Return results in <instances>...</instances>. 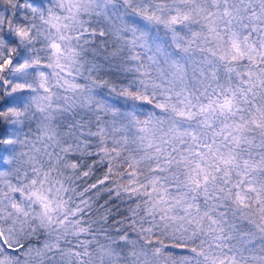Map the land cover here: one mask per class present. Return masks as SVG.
<instances>
[{
    "label": "snow or ice",
    "instance_id": "6c2138e0",
    "mask_svg": "<svg viewBox=\"0 0 264 264\" xmlns=\"http://www.w3.org/2000/svg\"><path fill=\"white\" fill-rule=\"evenodd\" d=\"M52 3L0 0V172ZM75 39L90 100L55 151L93 232L124 264H264V0H96Z\"/></svg>",
    "mask_w": 264,
    "mask_h": 264
},
{
    "label": "trees",
    "instance_id": "16d2710c",
    "mask_svg": "<svg viewBox=\"0 0 264 264\" xmlns=\"http://www.w3.org/2000/svg\"><path fill=\"white\" fill-rule=\"evenodd\" d=\"M58 4V0H53L49 12L43 15L37 12L34 21L37 30L44 19L55 22L57 10L65 12L69 8L67 4L61 9ZM76 7L74 5L75 9ZM85 14L83 13L81 25L77 29L74 27L75 35L83 26ZM49 29L54 30L52 27ZM64 34L66 35V29ZM99 39L97 37V41ZM64 43H68L71 48L69 59L77 61L76 69L69 68L68 65L62 67L61 62L45 56L46 70L39 71L40 75L37 72L28 77L31 83L28 87L33 90V94L28 97L23 109H17L22 113L18 118L21 120V131L17 133L20 139L14 141L12 146L10 170L0 172V185L4 180L8 181L1 189L2 199L4 197L7 200L0 202V238L11 248L19 245L24 247L19 255H15L0 245V259L5 254L10 264H104L108 258V250H112L110 264H124L118 259L119 252L115 245L100 238L98 232H93V229L99 228L94 223L96 214H86L85 206L80 204L77 196L70 190L66 177L61 174L62 163L55 149L61 142L58 133L61 131L62 118L65 113L80 112L90 100L88 86L84 82L83 53L75 38L69 42L66 36ZM40 80L44 83L43 87ZM46 88L48 91L52 89V94L59 93L53 103L50 101V107L41 100V95L48 92L43 91ZM9 127L11 125L7 121L0 120V136L9 135ZM98 175L99 172L88 182H94ZM35 186L44 191L45 198H53L54 204L47 206L45 201L40 206L39 203L32 202L33 197L29 192ZM106 198L102 197L101 203ZM9 229H13L11 233L8 232ZM79 229L82 231L77 232ZM88 252L91 255L86 261L84 254Z\"/></svg>",
    "mask_w": 264,
    "mask_h": 264
},
{
    "label": "rangeland",
    "instance_id": "374dc122",
    "mask_svg": "<svg viewBox=\"0 0 264 264\" xmlns=\"http://www.w3.org/2000/svg\"><path fill=\"white\" fill-rule=\"evenodd\" d=\"M60 4H58L59 7H61V9H63V6L65 7L67 4L69 6L68 9H65V12L59 11L57 10V18H55V22L54 21H50V19H44L43 23H41V25L39 26V33L40 36L38 37L39 39H41L42 41L46 38L48 41L51 42L52 47L49 50H46L44 52V56H47L48 59H55L59 62H61L62 67H65V65H68L69 68L73 67L76 69L77 67V61L75 59H69V54L71 51V48L69 47L68 43H64V39L66 38V36L69 39V42L73 41V39L75 38V31L74 27H77L79 25H81V21H82V16L83 13L86 14H90L94 7H95V2L96 0H58ZM65 2V3H64ZM74 5L77 6L76 9L74 8ZM3 5L0 4V10L3 9ZM74 11L76 13H74ZM53 17V15L51 16ZM52 27L54 30H50L49 28ZM66 29V35L64 34V30ZM59 44L60 45V50L57 52L55 50V45ZM38 74L40 75V72H38ZM32 77L33 75H29L28 77ZM27 77V79H28ZM43 79V78H40ZM31 83H29L30 85ZM40 85L41 87H43L44 83H41L40 80ZM72 86V85H70ZM43 91L47 92L48 89H44ZM52 89H50L46 94H42L41 95V100L42 103L47 104L50 107L51 103L50 101H52V103L56 100V98L58 97L59 93H55L52 94L53 92H51ZM19 94V93H17ZM50 94V95H48ZM52 94V95H51ZM55 95V96H54ZM52 117H50L51 119ZM20 119H19V123H20ZM19 127V124H18ZM9 129L11 130V132L9 133V135H11L12 131H13V126L11 125V127H9ZM11 157V156H10ZM10 157H6V162L9 163ZM6 171V170H4ZM2 176V175H1ZM0 176V178H1ZM7 180H4L1 185H0V202H5L7 200L2 199L1 197V189L4 187L3 185L7 184ZM30 195L33 197L32 202H36L39 203L40 206L44 204L45 201H47V206H50L51 204H54L55 200L50 197H44V191H42V189L40 187H31V191L29 192ZM13 229H9L8 232L11 233ZM82 230H77V232H81ZM109 252H107V256L108 258L106 259V262L104 264H110V259L112 257V250H108ZM3 256H1L0 259V264H10L9 261L7 260V255L2 254ZM87 258H85L86 261L89 260L90 258V253H86L84 254ZM92 260V259H91ZM90 260V262H91ZM73 264H77V263H73ZM79 264V263H78Z\"/></svg>",
    "mask_w": 264,
    "mask_h": 264
},
{
    "label": "water",
    "instance_id": "95a60500",
    "mask_svg": "<svg viewBox=\"0 0 264 264\" xmlns=\"http://www.w3.org/2000/svg\"><path fill=\"white\" fill-rule=\"evenodd\" d=\"M55 50L58 52L60 50V45L59 44H56L55 45Z\"/></svg>",
    "mask_w": 264,
    "mask_h": 264
}]
</instances>
